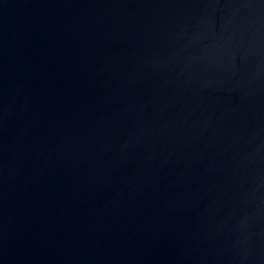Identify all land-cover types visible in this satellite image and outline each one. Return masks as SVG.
<instances>
[{
    "label": "water",
    "instance_id": "95a60500",
    "mask_svg": "<svg viewBox=\"0 0 264 264\" xmlns=\"http://www.w3.org/2000/svg\"><path fill=\"white\" fill-rule=\"evenodd\" d=\"M0 264H264V0H0Z\"/></svg>",
    "mask_w": 264,
    "mask_h": 264
}]
</instances>
